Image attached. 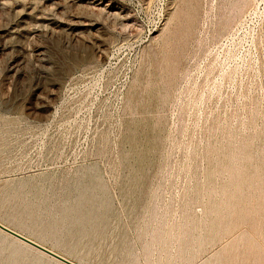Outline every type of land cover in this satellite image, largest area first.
I'll list each match as a JSON object with an SVG mask.
<instances>
[{
	"label": "rangeland",
	"instance_id": "obj_1",
	"mask_svg": "<svg viewBox=\"0 0 264 264\" xmlns=\"http://www.w3.org/2000/svg\"><path fill=\"white\" fill-rule=\"evenodd\" d=\"M0 222L78 264H264V0H0ZM0 264H61L0 231Z\"/></svg>",
	"mask_w": 264,
	"mask_h": 264
},
{
	"label": "water",
	"instance_id": "obj_2",
	"mask_svg": "<svg viewBox=\"0 0 264 264\" xmlns=\"http://www.w3.org/2000/svg\"><path fill=\"white\" fill-rule=\"evenodd\" d=\"M0 231L3 232L4 234L14 238L15 240H18L19 242L25 244L26 246L31 247V248L39 251L40 253L48 256L49 258L56 260L57 262H59L61 264H78V263L70 260L69 258L53 251L52 249L40 244L39 242L17 232L16 230H14L8 226H6L2 222H0Z\"/></svg>",
	"mask_w": 264,
	"mask_h": 264
},
{
	"label": "bare ground",
	"instance_id": "obj_3",
	"mask_svg": "<svg viewBox=\"0 0 264 264\" xmlns=\"http://www.w3.org/2000/svg\"><path fill=\"white\" fill-rule=\"evenodd\" d=\"M18 241V240H17ZM21 243V242H20Z\"/></svg>",
	"mask_w": 264,
	"mask_h": 264
}]
</instances>
